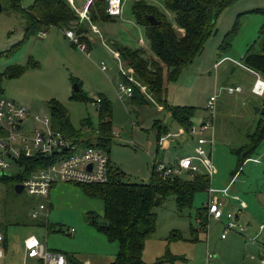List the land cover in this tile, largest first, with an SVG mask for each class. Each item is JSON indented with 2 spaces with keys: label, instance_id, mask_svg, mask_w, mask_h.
<instances>
[{
  "label": "rangeland",
  "instance_id": "374dc122",
  "mask_svg": "<svg viewBox=\"0 0 264 264\" xmlns=\"http://www.w3.org/2000/svg\"><path fill=\"white\" fill-rule=\"evenodd\" d=\"M87 1L72 0L77 10H81ZM138 1L156 9L175 27L174 17L165 11L161 0H123L121 14L113 24L88 25V21L84 20L87 25L84 26H90L87 38L92 41L84 53L70 47L61 34V45L49 44L35 35L23 44L11 60L0 55V72L12 62L21 66L30 62L38 67L36 70L27 69L16 79H3L0 82V98L13 100L27 110V117L21 124L26 133L32 130L46 132L49 129L64 134L66 126L51 113L48 107L50 101L60 105L68 126L74 131L87 119L95 127L98 120L95 102L107 101L113 136L107 152L103 153L108 161L109 174L114 170L119 171L124 176L120 180L128 183H146L155 158L166 166H173L174 161L179 159L175 158L194 155L196 146V136L180 131L175 138L177 145L166 141L169 149L164 151L159 148V156L156 157V125L165 123L168 126L167 134L177 133L178 127L167 120L163 107L136 105L119 92L123 84L120 71L127 74L131 82L133 80L126 69H120L118 54H114L113 47L102 34L108 33L122 47L145 49L143 29L134 25L130 14L132 4ZM31 3L32 0H23L21 7L26 8ZM263 9L264 0H236L230 3L217 16L214 28L217 32L206 40L201 55L175 81L166 85L165 100L168 106L192 107L198 114L204 111L206 101L214 91H219L212 118L211 175L208 188L194 195L190 209L178 212L172 198H167L154 209L153 233L144 242L140 264H264L260 262H264V163L261 162L264 161V137L256 145L252 159L244 162L237 172V159L232 154V150L246 144L251 126L262 119L263 116L256 114L253 107L258 111L263 109L260 104L263 96L225 92L226 87L234 85H244L246 89L254 80L244 66L231 62L243 65L242 57L246 50L252 49L250 46L257 49L263 17L253 12ZM238 15H242L238 32L230 41V48L219 54L217 48L222 37ZM20 24L17 14L0 12V54L18 41ZM54 32L57 31H50ZM225 58L230 59L222 61L217 69L213 68L215 62ZM101 64L105 67L104 72L99 70ZM74 86L78 87L79 93L73 99L71 96L76 94ZM220 105L223 106L221 110ZM197 122V119L193 120V127L197 126ZM203 137L208 139L209 134ZM3 140V136H0V145L4 143ZM162 151L163 154L160 153ZM38 167L36 165L31 169L9 161L5 172L10 173V179L0 175V232L5 230L4 249L2 247L4 258L0 264H37L35 259H25L23 243L31 237L48 251L73 262L112 263L118 246L107 241L96 225L90 223V218H96L99 224L102 217V202L86 193L90 187L54 183L50 201L48 199L47 227L32 224L34 221L30 220L28 214L37 208L39 200L24 192L15 193L13 186ZM234 172L236 175L231 179ZM178 179L190 178L181 174ZM208 190L211 191L210 196H216L224 208H230L232 212L235 209L243 211L235 221L245 229L243 233L229 232L224 239H220V223L224 222V218L216 224L210 219L206 222L198 220V212L203 211L207 202ZM208 254L212 257L209 262Z\"/></svg>",
  "mask_w": 264,
  "mask_h": 264
},
{
  "label": "trees",
  "instance_id": "16d2710c",
  "mask_svg": "<svg viewBox=\"0 0 264 264\" xmlns=\"http://www.w3.org/2000/svg\"><path fill=\"white\" fill-rule=\"evenodd\" d=\"M22 1L0 0V12L15 13L21 20L20 39L0 54L3 58L10 57V60L30 37L39 33L45 34V31L50 29L58 30L63 35L66 31H74L78 42L85 46L86 51L90 48V42L87 39L90 26L86 27L84 20L88 21V25L103 26L114 23V18L109 17L105 12L107 0H88L83 18H80V11H77L72 0H32L26 8L21 7ZM233 1L236 0H161L165 11L174 17L175 27H172L153 7L147 6L142 1L134 2L130 8V14L134 25L143 29L146 48L129 49L122 47L116 41L108 42L113 47L114 54H118L121 61L120 69H126L132 77L133 82L128 79L127 74L119 72L123 83L121 86L131 90L130 100L136 105L163 107L166 110L167 120L178 127L183 134H189V130L193 127L196 109L168 106L165 100L166 85L170 81H175L182 71L201 55L206 40L215 28L217 16ZM253 13L263 17V23L258 31V46L256 50L250 46L252 49L246 50L242 62L245 69L254 72L264 82V9ZM149 15L158 22L157 26H150L146 19ZM242 15L235 18L233 25L223 35L217 48L219 54L225 53L224 51L230 48V41L238 32ZM37 68L36 64L30 62L26 66L14 62L8 63L0 72V82L3 79H16L27 69ZM78 93L77 91L71 97L76 98ZM260 104L263 109L258 113L263 116V120L251 126V133L248 135L246 144L232 150V154L237 159L236 172L244 162L252 159L256 145L264 137V96ZM96 105L97 125L94 127L87 119L80 123L76 131L68 126L65 113L59 104L50 101L48 107L51 113L58 116L61 123L66 126L62 136L69 143L78 149L93 148L103 153L107 152L113 136L110 107L104 100H99ZM204 111H206L205 108ZM156 128V144L158 145V141L167 135L168 127L165 123H158ZM12 162L33 169L37 164L45 163L46 159L24 158ZM236 172L232 178L235 177ZM4 173L0 175L4 179H10V173L8 177ZM107 173L105 184L87 186L90 188L86 193L102 202V217L99 224L94 218L93 224L107 241L116 243L118 246L117 254L110 264H140L144 242L153 233L154 209L167 198L174 200L178 212L190 209L194 195L206 190L209 183L207 176L198 173L189 180H180L178 177L162 179L152 170L146 183L123 182L120 180L124 177L123 174L116 170L109 174L108 169ZM202 210L198 212L197 217L199 221L205 217L204 222H206L205 208L203 207ZM30 220L34 221L32 224L35 227H47L46 218L40 217L37 220L30 218ZM4 231L1 232L3 235L1 248L5 245Z\"/></svg>",
  "mask_w": 264,
  "mask_h": 264
},
{
  "label": "built area",
  "instance_id": "2783aa9c",
  "mask_svg": "<svg viewBox=\"0 0 264 264\" xmlns=\"http://www.w3.org/2000/svg\"><path fill=\"white\" fill-rule=\"evenodd\" d=\"M121 8L122 0H107L105 12L109 17L116 18L120 16ZM85 12L86 6L80 11V18H83ZM38 36L42 38L44 33H39ZM64 37L70 45L79 52L84 53L85 46L78 42L74 31L64 32ZM99 69L104 72V65L101 64ZM119 92L128 97L131 95V90L128 87L120 86ZM225 92L227 94H238L241 89L238 86L230 87L225 88ZM263 92L264 82L257 78L251 88V93L260 97ZM217 95L215 93L207 100L204 121L189 130L190 134L196 136L194 155L177 160L173 166H166L158 162L157 159L152 161L153 172L158 174L160 178H174L186 174L188 178L192 179L197 173L210 178L211 164L207 148L212 146L213 141L212 118L215 114ZM98 102L99 100H96L95 103L98 104ZM27 114L21 106L8 99L0 98V136H3L4 139V143L0 145V174L7 171L9 161H11L10 158H13L14 161L24 158L37 159L43 157L46 159L45 163L37 164L39 165L37 169L28 172L21 178L19 183L22 192L39 200L36 204L37 208L29 213L31 219L37 220L40 217L47 218L48 193L54 183H71L79 186L103 185L107 182L108 161L104 153L98 149H78L57 131L48 129L46 132L38 130L24 132L21 124ZM36 120L37 118H35ZM43 123H47L45 119H43ZM206 133L209 134L208 139L203 137ZM164 139H167V136L161 138L158 145ZM206 193L208 199L204 205L205 216L217 223H220V220L224 218V222L221 223L223 232L220 239H224L225 234L229 232L242 233L243 228L235 224L234 214L229 210L224 213L223 210L226 209L217 197L210 196V190ZM2 242L3 235L0 232V259L3 257ZM23 250L26 258L35 259L39 264H70L64 256L48 251L42 243L32 237L24 241ZM211 259V255L208 254V262ZM260 262L264 263L263 261Z\"/></svg>",
  "mask_w": 264,
  "mask_h": 264
},
{
  "label": "crops",
  "instance_id": "0c3cea01",
  "mask_svg": "<svg viewBox=\"0 0 264 264\" xmlns=\"http://www.w3.org/2000/svg\"><path fill=\"white\" fill-rule=\"evenodd\" d=\"M87 3H88V1H87ZM122 5H123V0H122ZM86 6V5H85ZM83 9V8H82ZM81 9V10H82ZM81 10H77L78 12L79 11H81ZM117 19V17L116 18H114V21ZM51 30H54V31H57L56 33L54 32V33H50V31ZM19 32H20V36H21V29L19 28ZM46 33V32H45ZM50 33V34H49ZM94 33H96V30H94ZM93 33V34H94ZM61 34H62V32H60V31H58V30H55V29H50V30H48V33L47 34H44V36L42 37V38H39L40 40H43V41H48L49 42V44H55V45H61V42H62V36H61ZM102 36L104 37V38H106L107 40V42H109V41H115L114 40V38L112 37V36H110L108 33H106V32H103V34H102ZM113 38V39H112ZM19 39H20V37H19ZM18 39V40H19ZM88 39V41L90 42V44L92 43V41H90V39H89V37L87 38ZM68 43V42H67ZM69 45V44H68ZM119 45H121V44H119ZM70 46V45H69ZM71 47V46H70ZM82 53V52H81ZM225 59H230V58H225ZM222 60H224V59H221V60H219L218 62H215L214 64H213V68L214 69H217L218 68V66L219 65H221L220 63H223L222 62ZM229 61V60H228ZM230 62V61H229ZM233 65H237V66H241V67H243V65L242 64H239V63H233V62H231ZM217 64V65H216ZM216 65V66H215ZM99 68H100V66H99ZM244 68V67H243ZM38 69V68H37ZM245 69V68H244ZM34 70H36V69H34ZM100 70V69H99ZM247 70V69H246ZM224 71H226V69L224 70ZM249 71V70H248ZM252 75H253V77H254V80L250 83V85H249V87L248 86H246V89L242 86V85H234V86H229V87H226V88H230V87H236V86H238L240 89H241V92L240 93H238L239 95H241V94H243V93H245V92H247V94H249V95H253L252 93H251V88L253 87V85H254V82L256 81V79L257 78H259L260 79V77L258 76V75H256L254 72H251V71H249ZM261 80V79H260ZM262 81V80H261ZM219 94V91H217L216 92V90L214 91V93H213V95L214 94ZM254 96V95H253ZM262 96H264V92H263V94H262ZM262 96H260V98H262ZM130 97V96H129ZM128 97V98H129ZM11 101V100H10ZM12 102L13 103H15L16 105H19V104H17L16 102H14L13 100H12ZM207 102V101H206ZM206 105V104H205ZM20 106V105H19ZM222 105H220V110L222 109ZM23 108V107H22ZM26 110V109H25ZM219 110V111H220ZM26 112H27V110H26ZM28 113V112H27ZM205 118V111H203V112H201V114H198L197 112L194 114V118H193V120L194 119H197V125L200 123V121H202L203 119ZM172 125H174V124H172ZM168 127V126H167ZM196 127V126H195ZM178 133H180V130H178L177 131V133H174V134H167V135H165V136H167V139H164L163 141H162V143L160 144V145H157L156 146V157H158L159 156V152H158V150H159V148H160V150H164V151H167L168 149H169V145H165V142L166 143H168V144H173V145H177L176 144V142H175V138L176 137H178ZM210 148L211 147H208L207 149H208V151H209V155H210ZM164 151H162V152H160V153H162L163 154V152ZM183 157H187V155L186 156H182V157H177V158H175V159H181V158H183ZM155 159H157V158H155ZM174 159V160H175ZM178 159V160H179ZM177 161H174V163H176ZM249 162V161H248ZM261 162L262 163H264V161H262L261 160ZM254 163V162H253ZM254 164H257V163H254ZM233 179V178H232ZM232 181V180H231ZM230 181V182H231ZM229 182V183H230ZM228 183V184H229ZM59 184V183H58ZM54 185V184H53ZM228 186V185H227ZM52 188V187H51ZM51 189L49 190V193H48V199H49V201H50V196H51ZM207 199H208V197H207ZM48 208L49 207H47V211H48ZM226 210H229V211H231L232 212V210L230 209V208H225ZM243 211L242 210H240V209H235L232 213L236 216V220L238 219V217H239V215L242 213ZM204 218V220H205V217H203ZM207 217H206V221H207ZM211 220V219H210ZM235 220V219H234ZM235 220V221H236ZM212 221V220H211ZM202 222H204V221H202ZM213 222V224H216L217 222H214V221H212ZM221 224V223H220ZM236 225H238V226H240L239 224H236ZM220 227H222V224H221V226ZM241 227V226H240ZM242 228V227H241ZM245 231V229L243 228V232ZM221 232H223V229H222V231ZM242 232V233H243ZM221 235V234H220ZM46 248V247H45ZM3 249H4V245H3ZM2 249V253H3V257L0 259V260H2L3 258H4V250ZM25 259H30V258H26L25 257ZM67 259V261L70 263V264H83L82 262L81 263H78V262H73V261H71L70 259H68V258H66ZM36 262H37V260H36ZM37 264H39L38 262H37ZM86 264H88V263H86Z\"/></svg>",
  "mask_w": 264,
  "mask_h": 264
},
{
  "label": "water",
  "instance_id": "95a60500",
  "mask_svg": "<svg viewBox=\"0 0 264 264\" xmlns=\"http://www.w3.org/2000/svg\"><path fill=\"white\" fill-rule=\"evenodd\" d=\"M146 19H147V21H148V23L150 24V26H157L158 25V22L152 17V16H147L146 17ZM216 32H217V30L216 29H213V31H212V34H211V36H214L215 34H216ZM73 89H74V92H77L78 91V89H77V87L76 86H74L73 87ZM253 109H254V112L256 113V114H258V108H256V107H253ZM12 161H14V159L13 158H10ZM6 177H8L9 176V172H6L5 174H4ZM13 190H14V192L15 193H20V192H22V187H21V185L20 184H15L14 186H13ZM234 219L236 220V216L234 215ZM94 218H90V223L91 224H93L94 223ZM202 221H204V218H202ZM99 222V221H98Z\"/></svg>",
  "mask_w": 264,
  "mask_h": 264
}]
</instances>
